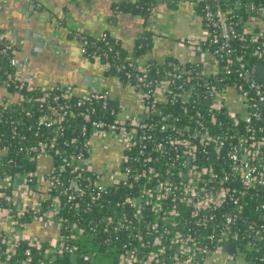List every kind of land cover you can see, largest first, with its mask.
Segmentation results:
<instances>
[{
  "label": "built area",
  "instance_id": "1",
  "mask_svg": "<svg viewBox=\"0 0 264 264\" xmlns=\"http://www.w3.org/2000/svg\"><path fill=\"white\" fill-rule=\"evenodd\" d=\"M193 3L204 6V30L180 43L196 58L190 62L172 58L143 66L126 57L116 63L106 34L72 31L86 58L102 60L109 74L124 73L114 75L135 92L142 106L137 114L100 86L81 93L70 85L36 87L27 75L29 60L18 57L8 33L0 34V56L13 71L0 74V264L17 256L22 244L28 248L18 264H32L33 250L41 264L74 255L79 264L74 242L88 231L97 236L100 228L104 242L119 244L117 264H264V80L258 79L264 3L246 5L252 15L241 32L219 4ZM235 41L255 45L252 56L262 63L247 61L246 46ZM153 65L158 78L151 77ZM11 85L42 96L13 94ZM15 100L36 104L40 114L6 116ZM176 100L184 112L164 110ZM112 101L119 112L110 111ZM111 140L120 150L113 161ZM17 143V153L34 165L23 175L8 169L18 166L9 157ZM17 179L22 182L15 188ZM66 207L78 221L60 216ZM97 207L111 211L83 226V213ZM34 225L45 237L56 235L44 242L29 233ZM227 243L234 244L232 253ZM97 255L84 251L81 260L96 264Z\"/></svg>",
  "mask_w": 264,
  "mask_h": 264
},
{
  "label": "crops",
  "instance_id": "2",
  "mask_svg": "<svg viewBox=\"0 0 264 264\" xmlns=\"http://www.w3.org/2000/svg\"><path fill=\"white\" fill-rule=\"evenodd\" d=\"M7 1L3 3L5 6H0V34L8 33L14 39L15 47L17 40L26 42L27 51L16 50L19 58L31 60L27 75L36 87L48 89L70 85L75 92L81 93L100 86L120 100L129 114L142 111L135 92L127 84L120 86L118 77L104 69L102 60L86 58L72 31L81 28L92 37L106 34L119 44L126 57L137 59L145 66L161 65L172 58L194 61L196 58L180 43L184 38L200 37L204 30L194 0H177L175 8L158 0L149 15L126 8L116 12V3L119 7L126 0ZM35 7L42 9L33 10ZM144 37L151 43L137 51V45ZM154 40L160 45L154 47ZM28 231L44 238V242L56 235L52 232L45 237L40 225H34Z\"/></svg>",
  "mask_w": 264,
  "mask_h": 264
},
{
  "label": "trees",
  "instance_id": "3",
  "mask_svg": "<svg viewBox=\"0 0 264 264\" xmlns=\"http://www.w3.org/2000/svg\"><path fill=\"white\" fill-rule=\"evenodd\" d=\"M158 0H126V2H124L125 6H126V10L134 12V13H141V9L144 7L146 8L151 6V4L153 2H157ZM163 3H166L170 8H175L177 5V0H162ZM259 4V3H264V0H208V4H210L211 6H215L216 4H219L221 6V8L226 11L229 15L235 16V20L236 22H239L240 25L237 28L238 31L241 32V30L243 29V27L245 26L247 20L249 19V17L252 15L247 9H246V5H250V4ZM203 4H200L198 6H196V11L198 12V14L202 17L203 16ZM260 28L258 30H256L257 32H260ZM109 40L111 41V45L114 46L115 50L112 53H109V55L111 56L112 59H114V62L116 63H120V64H124L125 63V59H126V55L124 54L122 48L119 46V44H117L116 42H113L110 38ZM151 43V41L149 39L144 40L141 39L137 45L136 50L140 51L143 48H146L149 44ZM235 47L241 48L239 47L240 45H244L246 46L244 48V52L247 55L246 56V60L249 62H254L256 64H260L262 63V61L258 60L257 58H254L252 56L253 53V49L255 45H249L248 41L244 42V43H239L238 41L234 42ZM97 46H101L103 50H108L109 47L107 45H105L104 43H100ZM116 57H119V60H116ZM158 66L157 65H153L151 68V77L152 78H158V74L156 73L158 70ZM6 71H12V69H10L9 67V62L6 60V58H2L0 56V74L2 75L4 72ZM113 73V72H112ZM116 74V73H114ZM118 75V77H123L124 73H120V74H116ZM10 91L13 94L16 93H20V94H24L27 98H37L42 96L41 91L39 90H34V91H26V90H18V88L15 85H11L10 86ZM118 102L117 101H112L111 106H110V111H114V112H119L118 109ZM14 106V110L13 111H9V112H13V113H8L6 116H12L14 119H19L22 118L24 116L25 112L31 111L34 114H36V116H38L40 114V110H39V106H37L36 104L32 105H27L25 103H20L18 102V100H15V102L13 103ZM167 112H184L183 108H181V104L180 101L171 103L169 105H167L164 109ZM28 122L31 123L30 120H28ZM73 123L71 129L75 130L76 136L79 135V128L74 124V121H71L70 123L67 124H71ZM70 128V127H69ZM30 139H32V137L30 136ZM20 144H15L12 148H11V155L9 157L13 158L14 161H16L18 164V166H8V169L10 170V172L12 173H16L19 172L21 175L24 174L25 170H30L34 168L33 164H30L28 159L25 158L22 154H18L17 153V149H19ZM8 170V172H9ZM112 206V205H111ZM111 210L109 209H103V208H99L97 207L93 212L91 213H83V215H85V220L83 221V226L87 227L88 225V221L87 220H98L100 219L99 213H101L102 215H106L108 213H110ZM60 216H63L65 218H68L70 221H78L79 220V215L78 213L73 210L70 209L69 207L63 208L62 211H60ZM31 213L27 214L25 218H23L22 220L25 223H30L31 222ZM87 219V220H86ZM99 233L97 234V236L91 232L88 231L87 234L80 238L78 241L74 242L75 244L80 246V250L78 252V254L80 255V261L79 264H84V262H82L81 260V254L85 252H94L97 253L99 256H105L107 258L112 259V261L114 262L113 264H117L118 261V256L120 254V250H119V244H115V242H111V240H109L108 242H104V240L106 238H108L105 234H103L102 229H99ZM90 246L92 248V250L87 247ZM28 246L27 244H22L19 249H18V253L17 256H15L14 258H12L11 261H9L7 264H18L20 263L23 259H25V253L27 250ZM54 263L57 264H75L72 260L71 257L67 256L64 257L62 259L53 261ZM32 264H41V256L38 254V252L33 250V262Z\"/></svg>",
  "mask_w": 264,
  "mask_h": 264
},
{
  "label": "water",
  "instance_id": "4",
  "mask_svg": "<svg viewBox=\"0 0 264 264\" xmlns=\"http://www.w3.org/2000/svg\"><path fill=\"white\" fill-rule=\"evenodd\" d=\"M0 1H1L0 2V6H2V5H4L3 3L6 2L7 0H0ZM7 3H9V2L7 1ZM32 3H33V1H32ZM124 8H126V6H120V8H118V9L116 8V12H119V10L124 9ZM34 9L40 11L42 8L41 7H35V8H33V10ZM142 12H143V10H141V13ZM16 48L19 49V51H25V50L27 51V48L28 47L26 45V42H20L19 40H17ZM29 62L31 63V60H29ZM259 69H260L259 70L260 72H259V75H258V79L261 80V81H263L264 80V75H263L264 66H260ZM20 182H22V179H17L16 180V183L17 184H16L15 188L17 187L18 183H20ZM225 249H226L227 252L232 253L233 250H234V244L233 243H227L225 245ZM72 260L75 262V264H77V262H78L77 255L72 256ZM228 264H233V263L232 262H229Z\"/></svg>",
  "mask_w": 264,
  "mask_h": 264
},
{
  "label": "rangeland",
  "instance_id": "5",
  "mask_svg": "<svg viewBox=\"0 0 264 264\" xmlns=\"http://www.w3.org/2000/svg\"><path fill=\"white\" fill-rule=\"evenodd\" d=\"M153 43H154L153 44L154 47H157L160 45V43L156 40H154ZM108 145L111 147V151L108 154V159L113 161L119 155L120 150H119L117 142H115L113 140L109 141ZM102 156H103V153L100 152V157H102ZM87 247H89L92 250V248L90 246H87ZM95 262H96V264H113L114 263L112 261V259L107 258L105 256H99V255H97Z\"/></svg>",
  "mask_w": 264,
  "mask_h": 264
},
{
  "label": "flooded vegetation",
  "instance_id": "6",
  "mask_svg": "<svg viewBox=\"0 0 264 264\" xmlns=\"http://www.w3.org/2000/svg\"><path fill=\"white\" fill-rule=\"evenodd\" d=\"M133 1H135V0H133ZM156 3L157 2H153L152 4H151V6H149V7H147L146 6V8H142L141 10H143V13L145 14V15H149V12H151L152 10L151 9H153V7L156 5ZM118 5H119V3H118ZM118 5H117V3H116V8L118 9V8H120V6H125V4L123 3V1H122V3H120V6L118 7ZM61 26H62V24H61Z\"/></svg>",
  "mask_w": 264,
  "mask_h": 264
}]
</instances>
